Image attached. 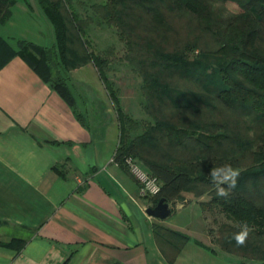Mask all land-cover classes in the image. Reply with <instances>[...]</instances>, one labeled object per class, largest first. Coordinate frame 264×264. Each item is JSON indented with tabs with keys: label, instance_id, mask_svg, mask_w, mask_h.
<instances>
[{
	"label": "trees",
	"instance_id": "1",
	"mask_svg": "<svg viewBox=\"0 0 264 264\" xmlns=\"http://www.w3.org/2000/svg\"><path fill=\"white\" fill-rule=\"evenodd\" d=\"M215 1L230 5L223 18ZM51 23L56 43L47 48L28 41L17 50L0 39V67L20 55L88 122L69 72L92 62L113 100L120 142L115 161L126 171L128 157L139 159L161 185L148 196L154 206L184 191L200 197L204 209L221 211L234 222L223 226L220 247L264 264V0H107L105 16L115 22L144 79L147 112L155 119L136 138L126 137L127 117L106 74V60L91 51L83 18L70 0H37ZM13 0H0V19ZM183 23L185 29L177 26ZM149 23L150 25H146ZM178 24V25H179ZM141 28L151 38L139 48ZM141 29V30H143ZM153 30L163 39L156 40ZM56 71V74H52ZM240 169L238 185L227 198L216 195L213 167ZM251 228L244 246L232 238L239 226ZM157 241L173 262L191 237L155 224ZM200 243V242H199Z\"/></svg>",
	"mask_w": 264,
	"mask_h": 264
},
{
	"label": "crops",
	"instance_id": "2",
	"mask_svg": "<svg viewBox=\"0 0 264 264\" xmlns=\"http://www.w3.org/2000/svg\"><path fill=\"white\" fill-rule=\"evenodd\" d=\"M0 39L15 50L22 40L56 43L37 0H13ZM69 76L86 124L24 57L0 67V264H253L198 238L207 194L184 191L164 220L147 213L153 199L115 161L120 132L98 69L90 62ZM155 224L191 237L175 261Z\"/></svg>",
	"mask_w": 264,
	"mask_h": 264
},
{
	"label": "rangeland",
	"instance_id": "3",
	"mask_svg": "<svg viewBox=\"0 0 264 264\" xmlns=\"http://www.w3.org/2000/svg\"><path fill=\"white\" fill-rule=\"evenodd\" d=\"M72 8L78 12V14L85 20L87 36L86 39L90 42L91 51L96 55L105 59L106 64V74L112 85L114 93L119 97L120 105L124 109V112L127 117V131L126 137L136 138L141 133H143L149 126L155 123V119L150 115L146 108L149 102L147 93L144 90V79L141 74L138 63L132 55L131 48L127 45L126 40L122 39L120 36V30L115 22L110 21L104 14L102 10V4L106 3L107 0H70ZM213 6L216 10H221L223 18L229 19L232 14V9L230 5H225L221 1H215ZM176 25L181 29H185L182 25L179 24V21H176ZM179 24V25H178ZM150 25L149 23L146 24ZM143 29V28H141ZM138 30L134 34V40L139 41L138 36H140L139 48H141L145 41V38L149 40L151 38L143 30ZM153 34L156 36V40L163 39L160 35L156 34V31L153 30ZM52 74H56V71H52ZM102 82V81H101ZM102 88H107L106 85L102 82ZM106 101L111 107L112 112L115 116V121L117 126L121 128V122L116 111V106L113 100L110 97V94L107 90ZM121 133V132H120ZM139 164L144 168L146 166L138 159ZM147 169V168H146ZM210 196V194H207ZM211 198V197H210ZM171 206L176 209L175 205L169 201ZM202 207V205H201ZM203 208V207H202ZM205 212H208L210 220L207 222L206 234L205 237L198 235V238L207 240L209 242L212 240L215 247L219 248V240H221V229L227 224L232 225L234 222L230 220L219 207H216L213 210L204 209ZM210 226V228H209ZM221 248V247H220ZM235 255V254H234ZM239 256V255H237ZM241 257L245 262H250L253 264H259L260 261L251 259L248 257Z\"/></svg>",
	"mask_w": 264,
	"mask_h": 264
},
{
	"label": "clouds",
	"instance_id": "4",
	"mask_svg": "<svg viewBox=\"0 0 264 264\" xmlns=\"http://www.w3.org/2000/svg\"><path fill=\"white\" fill-rule=\"evenodd\" d=\"M209 176L216 189V195L220 198H227L231 190L238 185L240 177V169L233 167L231 164H223L221 166L213 167L210 170ZM148 190L153 194L159 192V187L153 184L148 185ZM251 228L245 222L239 226V231L233 233V239L237 246H244L250 235Z\"/></svg>",
	"mask_w": 264,
	"mask_h": 264
},
{
	"label": "built area",
	"instance_id": "5",
	"mask_svg": "<svg viewBox=\"0 0 264 264\" xmlns=\"http://www.w3.org/2000/svg\"><path fill=\"white\" fill-rule=\"evenodd\" d=\"M126 164L129 168L130 173L135 177V179L141 185V191L144 195L155 196L148 190V185L153 184L156 187H159V191L161 189V185L159 180L153 176L146 168H144L137 158L128 157L126 159Z\"/></svg>",
	"mask_w": 264,
	"mask_h": 264
},
{
	"label": "water",
	"instance_id": "6",
	"mask_svg": "<svg viewBox=\"0 0 264 264\" xmlns=\"http://www.w3.org/2000/svg\"><path fill=\"white\" fill-rule=\"evenodd\" d=\"M147 213L157 219L164 220L172 213V207L167 198L162 197L155 206L147 208Z\"/></svg>",
	"mask_w": 264,
	"mask_h": 264
}]
</instances>
